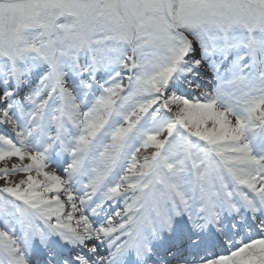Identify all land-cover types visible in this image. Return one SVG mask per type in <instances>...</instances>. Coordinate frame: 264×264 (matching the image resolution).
Listing matches in <instances>:
<instances>
[{
	"label": "snow or ice",
	"instance_id": "snow-or-ice-1",
	"mask_svg": "<svg viewBox=\"0 0 264 264\" xmlns=\"http://www.w3.org/2000/svg\"><path fill=\"white\" fill-rule=\"evenodd\" d=\"M237 47L264 0H0V264H264Z\"/></svg>",
	"mask_w": 264,
	"mask_h": 264
},
{
	"label": "rangeland",
	"instance_id": "rangeland-1",
	"mask_svg": "<svg viewBox=\"0 0 264 264\" xmlns=\"http://www.w3.org/2000/svg\"><path fill=\"white\" fill-rule=\"evenodd\" d=\"M232 60L235 62H241L245 59H248L249 62L257 65L253 68V70H246L245 72H241V69L237 67L238 74L242 78L239 83L236 85V95H243L245 97L251 98L258 95L261 89H264L262 82H264V48H260L256 51L255 56L253 58V54L248 52V50L243 47H237L232 52ZM232 78V74H226L225 78L222 77L223 80L227 81ZM205 82H207L210 86V90H213L217 87L218 81L215 77H212L211 80H207L204 77ZM232 103V98H228L226 103ZM232 122H235V117H230Z\"/></svg>",
	"mask_w": 264,
	"mask_h": 264
},
{
	"label": "bare ground",
	"instance_id": "bare-ground-1",
	"mask_svg": "<svg viewBox=\"0 0 264 264\" xmlns=\"http://www.w3.org/2000/svg\"><path fill=\"white\" fill-rule=\"evenodd\" d=\"M232 56H233V54H232ZM233 62L236 64V66L237 67H239L240 69H241V72H245L246 70H253V68L254 67H256L257 65H255L254 63H252V62H249V60L248 59H245L244 61H241V62H235L234 60H233ZM226 74H228V73H225L224 75H223V77H225L226 76ZM212 77H214L211 73L208 75V76H206L205 78L207 79V80H211L212 79ZM241 77V76H240ZM262 85L264 86V82H262ZM205 87H207V88H210V86H209V84L207 83V82H205V85H204ZM226 102V101H225ZM229 103V102H228ZM251 149H252V152H253V154H256V155H259L260 154V145L258 144V143H253L252 144V146H251ZM0 166H2V165H0ZM19 177L17 176V179H18Z\"/></svg>",
	"mask_w": 264,
	"mask_h": 264
}]
</instances>
